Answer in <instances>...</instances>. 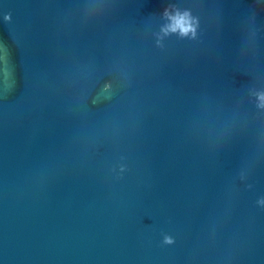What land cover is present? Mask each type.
Masks as SVG:
<instances>
[{
  "label": "water",
  "instance_id": "95a60500",
  "mask_svg": "<svg viewBox=\"0 0 264 264\" xmlns=\"http://www.w3.org/2000/svg\"><path fill=\"white\" fill-rule=\"evenodd\" d=\"M88 2L0 0L14 72L0 96V264H264V117L245 92L264 87V29L243 53L250 0H172L203 30L163 50L150 32L166 0H116L85 22ZM117 69L111 99L81 102ZM121 153L130 171L115 181Z\"/></svg>",
  "mask_w": 264,
  "mask_h": 264
},
{
  "label": "clouds",
  "instance_id": "9594fccd",
  "mask_svg": "<svg viewBox=\"0 0 264 264\" xmlns=\"http://www.w3.org/2000/svg\"><path fill=\"white\" fill-rule=\"evenodd\" d=\"M116 0H89L85 5L83 19L85 22L100 18L106 11L115 7ZM158 23L151 29L150 35L154 46L158 49L166 48V40L175 36L178 40L198 41L202 34V17L194 11L192 5H182L180 3L166 0L162 10L154 15ZM0 22L11 23L12 13L0 11ZM264 29V0H250L247 4L246 16L242 25V52L245 54H255V45L257 35ZM126 73L117 69V75L109 73L110 78L105 79L99 90L94 94L84 93L81 102L88 105H96L100 102L101 94L104 99H111L117 89L125 85V81L119 77ZM14 76L12 70L11 51L7 45L0 42V96L6 95L11 87L8 83ZM247 97L252 98L257 115L264 117V87L249 83L245 87ZM130 171L127 162V156L117 154L109 166L108 173L115 181L125 178ZM239 186L250 191L254 188L253 183L249 181L248 172L240 169L236 175ZM254 204L259 209H264V194L258 195ZM176 238L174 235L162 233V245H174Z\"/></svg>",
  "mask_w": 264,
  "mask_h": 264
}]
</instances>
